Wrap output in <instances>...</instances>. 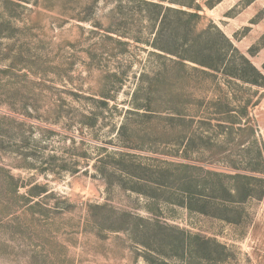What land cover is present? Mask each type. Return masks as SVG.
<instances>
[{
  "label": "rangeland",
  "instance_id": "1",
  "mask_svg": "<svg viewBox=\"0 0 264 264\" xmlns=\"http://www.w3.org/2000/svg\"><path fill=\"white\" fill-rule=\"evenodd\" d=\"M0 264H264V0H0Z\"/></svg>",
  "mask_w": 264,
  "mask_h": 264
},
{
  "label": "trees",
  "instance_id": "2",
  "mask_svg": "<svg viewBox=\"0 0 264 264\" xmlns=\"http://www.w3.org/2000/svg\"><path fill=\"white\" fill-rule=\"evenodd\" d=\"M147 3V2H146ZM176 3V2H175ZM154 4V3H152ZM179 4V3H177ZM181 7H187L188 10L193 9V11H188V10H183V9H178L175 10L176 13L178 15H182V16H189V17H195V18H200L199 14H198V7H191L190 5H186V4H179ZM155 7H158L162 10H165L164 7L162 5L159 4H154ZM180 7V8H181ZM166 12L169 11L171 12V9H166ZM205 34V33H202ZM201 34V35H202ZM221 35V33H220ZM204 36V35H203ZM221 41L225 44H229L231 47H233V44L230 42L229 39H227L223 34L220 37ZM206 42V43H205ZM208 45L209 42L207 41V39L205 40L203 37V43L200 41V39L196 40L195 43H190V40L188 39V37L184 40V42L182 43V48L184 50H186V53L182 54L179 52H173L172 55L176 56L178 58V60L185 65V63L189 62V63H195L199 66L202 67H206L207 69H213L216 70L215 66L216 64H225V53L223 52H218V51H213L210 48H205V46H203V44ZM207 47V46H206ZM208 50V51H207ZM220 53V54H219ZM220 68V67H219ZM252 70L258 75L260 76V78L263 79L262 75L255 69L252 68ZM238 72V71H237ZM234 73L235 77L237 78H241L244 80V78L242 77V75H238V73ZM254 84L258 85V81H254Z\"/></svg>",
  "mask_w": 264,
  "mask_h": 264
}]
</instances>
